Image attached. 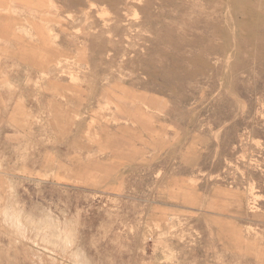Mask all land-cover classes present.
Masks as SVG:
<instances>
[{
    "label": "rangeland",
    "instance_id": "obj_1",
    "mask_svg": "<svg viewBox=\"0 0 264 264\" xmlns=\"http://www.w3.org/2000/svg\"><path fill=\"white\" fill-rule=\"evenodd\" d=\"M0 264H264V0H0Z\"/></svg>",
    "mask_w": 264,
    "mask_h": 264
},
{
    "label": "bare ground",
    "instance_id": "obj_2",
    "mask_svg": "<svg viewBox=\"0 0 264 264\" xmlns=\"http://www.w3.org/2000/svg\"><path fill=\"white\" fill-rule=\"evenodd\" d=\"M229 5H230V4H228V6H229ZM232 5H233V4H232ZM223 6H225V5H223ZM228 6H227V7H228ZM225 7H226V6H225ZM225 7H224V9H225ZM227 7H226V8H227ZM229 13H230V12H229ZM227 27H228V26H227ZM231 31H232V30H231ZM226 44H227V43H226ZM227 60H228V59H227ZM16 221H17V220H16ZM53 222H54V221H53ZM55 222H56V221H55ZM57 222H58V221H57ZM55 225H56V224H55Z\"/></svg>",
    "mask_w": 264,
    "mask_h": 264
},
{
    "label": "crops",
    "instance_id": "obj_3",
    "mask_svg": "<svg viewBox=\"0 0 264 264\" xmlns=\"http://www.w3.org/2000/svg\"><path fill=\"white\" fill-rule=\"evenodd\" d=\"M20 1H27V0H20Z\"/></svg>",
    "mask_w": 264,
    "mask_h": 264
}]
</instances>
